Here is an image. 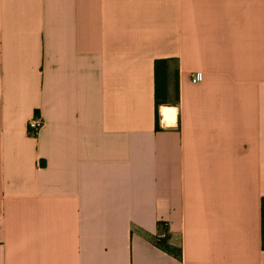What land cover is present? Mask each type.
I'll return each mask as SVG.
<instances>
[{"label":"crops","instance_id":"crops-1","mask_svg":"<svg viewBox=\"0 0 264 264\" xmlns=\"http://www.w3.org/2000/svg\"><path fill=\"white\" fill-rule=\"evenodd\" d=\"M263 208L264 0H0V264H264Z\"/></svg>","mask_w":264,"mask_h":264},{"label":"trees","instance_id":"trees-1","mask_svg":"<svg viewBox=\"0 0 264 264\" xmlns=\"http://www.w3.org/2000/svg\"><path fill=\"white\" fill-rule=\"evenodd\" d=\"M155 96L156 105H165L168 103V61L158 60L155 64ZM178 99V97H177ZM159 227L164 233L161 238H156L155 245L168 253L169 255L175 257L178 260H182V250L181 248L174 247L170 244V235L168 227L159 222ZM262 247L264 249V208L262 209Z\"/></svg>","mask_w":264,"mask_h":264},{"label":"built area","instance_id":"built-area-1","mask_svg":"<svg viewBox=\"0 0 264 264\" xmlns=\"http://www.w3.org/2000/svg\"><path fill=\"white\" fill-rule=\"evenodd\" d=\"M200 80V77L195 76L192 78L193 83H197ZM44 122L40 115H36L28 122V132L31 136L36 137L38 136Z\"/></svg>","mask_w":264,"mask_h":264}]
</instances>
